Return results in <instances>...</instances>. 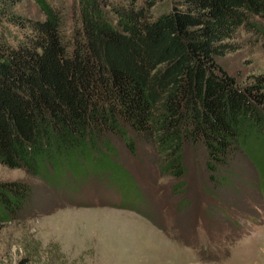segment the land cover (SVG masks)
I'll list each match as a JSON object with an SVG mask.
<instances>
[{
  "label": "trees",
  "instance_id": "obj_1",
  "mask_svg": "<svg viewBox=\"0 0 264 264\" xmlns=\"http://www.w3.org/2000/svg\"><path fill=\"white\" fill-rule=\"evenodd\" d=\"M39 2L42 18L17 16L0 39V163L64 186L127 175L111 158L116 134L131 151L148 142L176 178L191 140L210 170L240 149L264 171V74L241 85L217 61L239 48L240 28L264 38V0H75L70 32L63 7ZM32 189L0 180V221Z\"/></svg>",
  "mask_w": 264,
  "mask_h": 264
},
{
  "label": "rangeland",
  "instance_id": "obj_2",
  "mask_svg": "<svg viewBox=\"0 0 264 264\" xmlns=\"http://www.w3.org/2000/svg\"><path fill=\"white\" fill-rule=\"evenodd\" d=\"M48 1L63 7L70 32L75 0ZM17 16L42 18L39 0H0V39L11 38ZM236 35L239 48L217 61L243 85L264 74V38ZM108 138L127 175L90 171L67 188L0 163V180L33 188L31 204L0 221V264H264V171L247 154L236 149L210 170L202 142L185 141L176 178L148 142L136 139L131 151L123 137Z\"/></svg>",
  "mask_w": 264,
  "mask_h": 264
}]
</instances>
